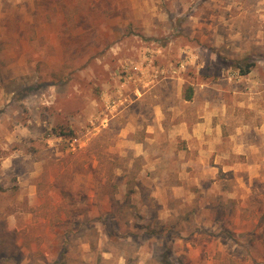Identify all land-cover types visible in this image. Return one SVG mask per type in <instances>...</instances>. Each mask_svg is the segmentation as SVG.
<instances>
[{"label":"rangeland","instance_id":"1","mask_svg":"<svg viewBox=\"0 0 264 264\" xmlns=\"http://www.w3.org/2000/svg\"><path fill=\"white\" fill-rule=\"evenodd\" d=\"M259 107L264 0H0V264H264Z\"/></svg>","mask_w":264,"mask_h":264},{"label":"crops","instance_id":"2","mask_svg":"<svg viewBox=\"0 0 264 264\" xmlns=\"http://www.w3.org/2000/svg\"><path fill=\"white\" fill-rule=\"evenodd\" d=\"M252 108V107H251ZM258 109V108H257ZM260 110V114L258 115L259 119L257 121L256 126L252 127L251 123H247L248 126L237 130V133H234L233 136H231V141L235 142V138H238L240 134L243 132H256L257 136L264 139V108ZM215 111V110H214ZM213 110L209 109V117L206 120L204 124L190 122V123H184L182 125V140L186 141L188 144V151H186L187 155H192V159L188 161L184 160L183 168L185 164L186 166H189L190 164H196L197 166H193L195 169L201 167V163L208 165L211 161V159L222 160L223 158H227L230 153L229 150L224 149L221 152L218 151V145H223L224 140L226 138H223L224 140L217 139L218 133H220V127H217L213 124V119L215 118V112ZM190 124V125H189ZM192 126V128H191ZM185 144V143H184ZM235 149L239 153H243L244 155H261L264 151H262L263 145L261 144H253L249 142H243L240 140V142H235ZM233 147V146H232ZM243 150L244 152H241ZM236 151V152H237ZM262 163H264V156H261ZM185 159V155L183 157ZM259 160V158H257ZM248 163H246L247 168H253V165L249 163L250 159L248 158ZM243 166V165H242ZM206 167V166H205ZM209 168H213L210 167ZM225 167L223 172H227ZM209 170V169H205Z\"/></svg>","mask_w":264,"mask_h":264},{"label":"trees","instance_id":"3","mask_svg":"<svg viewBox=\"0 0 264 264\" xmlns=\"http://www.w3.org/2000/svg\"><path fill=\"white\" fill-rule=\"evenodd\" d=\"M254 66L253 64L247 65L246 68H241V73L243 75H247L250 73L251 67ZM184 99L186 101H191L193 99V91L192 89H189L188 92L185 94ZM54 134L58 137H66V136H73L74 135V131L73 130H69L66 131L64 129H53Z\"/></svg>","mask_w":264,"mask_h":264}]
</instances>
